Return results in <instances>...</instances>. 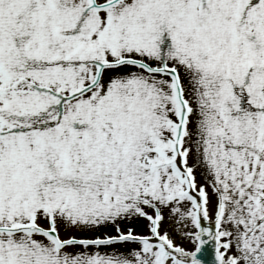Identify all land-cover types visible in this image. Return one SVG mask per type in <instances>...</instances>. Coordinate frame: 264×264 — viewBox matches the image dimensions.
Returning a JSON list of instances; mask_svg holds the SVG:
<instances>
[{"label":"snow or ice","instance_id":"1","mask_svg":"<svg viewBox=\"0 0 264 264\" xmlns=\"http://www.w3.org/2000/svg\"><path fill=\"white\" fill-rule=\"evenodd\" d=\"M0 264H264V0H0Z\"/></svg>","mask_w":264,"mask_h":264}]
</instances>
